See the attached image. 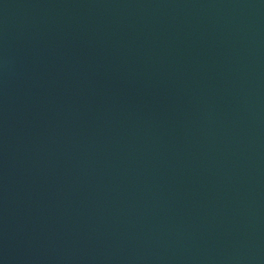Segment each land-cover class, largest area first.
<instances>
[{"label": "water", "instance_id": "water-1", "mask_svg": "<svg viewBox=\"0 0 264 264\" xmlns=\"http://www.w3.org/2000/svg\"><path fill=\"white\" fill-rule=\"evenodd\" d=\"M0 264H264V0H0Z\"/></svg>", "mask_w": 264, "mask_h": 264}]
</instances>
